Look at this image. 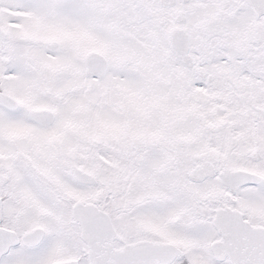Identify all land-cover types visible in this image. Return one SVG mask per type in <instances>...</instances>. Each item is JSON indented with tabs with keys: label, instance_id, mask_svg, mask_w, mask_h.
<instances>
[{
	"label": "snow or ice",
	"instance_id": "obj_1",
	"mask_svg": "<svg viewBox=\"0 0 264 264\" xmlns=\"http://www.w3.org/2000/svg\"><path fill=\"white\" fill-rule=\"evenodd\" d=\"M0 264H264V0H0Z\"/></svg>",
	"mask_w": 264,
	"mask_h": 264
}]
</instances>
